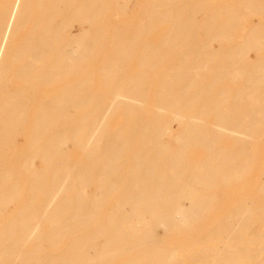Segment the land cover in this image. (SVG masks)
I'll use <instances>...</instances> for the list:
<instances>
[{
    "label": "bare ground",
    "instance_id": "bare-ground-1",
    "mask_svg": "<svg viewBox=\"0 0 264 264\" xmlns=\"http://www.w3.org/2000/svg\"><path fill=\"white\" fill-rule=\"evenodd\" d=\"M129 1H0V264H264V0Z\"/></svg>",
    "mask_w": 264,
    "mask_h": 264
},
{
    "label": "rangeland",
    "instance_id": "rangeland-1",
    "mask_svg": "<svg viewBox=\"0 0 264 264\" xmlns=\"http://www.w3.org/2000/svg\"><path fill=\"white\" fill-rule=\"evenodd\" d=\"M0 1H5V0H0ZM146 1H147V0H146ZM210 1H211V5H210V7H211V8H217L218 5H219V7H220V6H223V5L226 4V3H230V2H232V1L234 2V1H236V0H210ZM119 2H120L121 5H123V4L125 3V0H119ZM144 2H145V0H130L129 2H127L126 16L123 17V20H126L127 18H128V20H129V19H130V20H135V18L138 16L137 14L140 13V12L142 11V9H144L143 7H146L145 4H144ZM143 4H144V5H143ZM121 5H120V6H121ZM2 7H3V6L0 5V8H2ZM126 17H127V18H126ZM251 20H252L251 23H256V22L259 21V16L255 15V16L251 17ZM165 29H166V26H162V27L157 28L156 30H154V32H153L152 34H150V35L147 37V39H149V40H151V41H154V39L156 38V40L158 41L159 38H160L159 35H161L160 33H163ZM74 31L77 32L78 29L76 28ZM159 32H160V33H159ZM158 36H159V38L157 39ZM156 40H155V42H156ZM214 45H215L216 47H219V43H218V42H215ZM217 45H218V46H217ZM256 55H257L256 52H251V53H250V56H251L253 59L257 58ZM98 62H99V61H98ZM98 62H97V63H98ZM93 65H95V64H93ZM137 66H138V63H137L136 60H134V61H133V64H132V68H133V69H137V68H138ZM54 87L57 88V87H59V85L54 86ZM175 128L177 129V124L174 125V129H175ZM174 129H173L171 135H170L169 138H168V139L171 141V143H174V141H175V137H176V135H177V131H176V129H175V130H174ZM70 153L73 154V156H74V158H75L76 160H78V159H83V154H82V152H81L80 150H73V149H71ZM139 220H140V217L136 216V218H135V222H136L137 224L140 223ZM109 264H114V263H109Z\"/></svg>",
    "mask_w": 264,
    "mask_h": 264
}]
</instances>
